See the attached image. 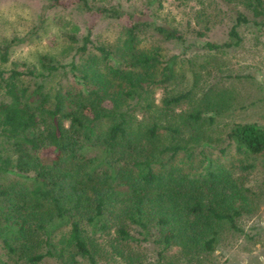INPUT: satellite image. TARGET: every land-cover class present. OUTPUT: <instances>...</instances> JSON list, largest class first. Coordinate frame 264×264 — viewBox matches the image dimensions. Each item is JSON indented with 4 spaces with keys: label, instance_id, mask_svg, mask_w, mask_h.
Here are the masks:
<instances>
[{
    "label": "trees",
    "instance_id": "1",
    "mask_svg": "<svg viewBox=\"0 0 264 264\" xmlns=\"http://www.w3.org/2000/svg\"><path fill=\"white\" fill-rule=\"evenodd\" d=\"M44 1L31 31L0 42V264H99L107 248L142 264L131 248L148 243L159 261L177 248L185 264L201 263L225 228L242 232L252 204L239 173L264 155V128L233 124L221 142L245 160L227 166L220 148L213 157L223 107L207 91L194 101L193 91L172 88L183 76L164 43L190 42L155 20L158 0L142 13L73 0L83 13L122 21L120 32L102 42L93 26L82 36L75 27L61 52L13 62L15 48L44 32L50 11L70 7ZM209 1L229 8L234 22L228 41L204 43L208 52L238 48L243 26L264 28V0Z\"/></svg>",
    "mask_w": 264,
    "mask_h": 264
},
{
    "label": "rangeland",
    "instance_id": "2",
    "mask_svg": "<svg viewBox=\"0 0 264 264\" xmlns=\"http://www.w3.org/2000/svg\"><path fill=\"white\" fill-rule=\"evenodd\" d=\"M62 1L70 7L50 11L44 32L31 43L15 48L13 62L34 64L40 54L61 52L66 45L65 35L74 32L75 27L82 36L93 26L95 40L102 42L112 41L122 28V21L104 20L73 7V0ZM91 2L106 6L120 3L126 10L142 13L147 10L150 0ZM46 4L44 0H1L0 42L14 36L22 37L31 31ZM151 6V13L159 24L180 29L190 42L185 46L164 43L169 56L179 57L178 68L183 76L172 88L179 92L193 91L194 101L200 100L207 91L210 99L223 107V116L217 119L211 133L215 148L212 149L213 157H220V149H225L223 161L227 166L234 160H245V157L238 158L228 141H221L227 140V134L236 123L257 124L264 128V28L243 26L239 29L243 42L238 48L208 52L203 48L204 43L228 41V32L234 22L229 8L209 0L205 6L197 2L180 4L175 0H158ZM53 154V149L44 152L45 156ZM246 165L250 169L239 174L244 176L246 187L251 190L252 209L239 220L242 232L225 228L216 251L201 263L194 264H264V155L249 158ZM131 249V254L138 256L142 264H185L177 248L166 254L163 261L158 260L155 244L134 245ZM43 264H58V261L51 258ZM76 264L88 263L79 260ZM99 264L129 263L122 256L112 255L111 249L107 248Z\"/></svg>",
    "mask_w": 264,
    "mask_h": 264
}]
</instances>
